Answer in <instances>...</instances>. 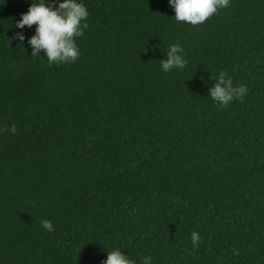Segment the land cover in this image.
Here are the masks:
<instances>
[{"label":"trees","instance_id":"obj_1","mask_svg":"<svg viewBox=\"0 0 264 264\" xmlns=\"http://www.w3.org/2000/svg\"><path fill=\"white\" fill-rule=\"evenodd\" d=\"M32 2L0 0V128H17L0 133V264H102L114 249L264 264V0L195 26L168 0H76L79 58L51 66L31 56L37 26L15 27ZM172 44L187 65L164 72ZM221 71L242 101L209 96Z\"/></svg>","mask_w":264,"mask_h":264},{"label":"clouds","instance_id":"obj_2","mask_svg":"<svg viewBox=\"0 0 264 264\" xmlns=\"http://www.w3.org/2000/svg\"><path fill=\"white\" fill-rule=\"evenodd\" d=\"M175 12L177 21H184L193 26L203 24L220 8L230 7V0H168ZM89 13L82 3L76 0H36L32 2L28 11L21 14V19L15 27L23 29L25 26L36 25L35 35L28 39L32 48L31 56L39 57L41 50L47 57L49 66L53 63H74L80 55L76 38L83 36L84 30L89 27L86 21ZM25 39L22 32L14 33L8 39ZM162 71L169 72L173 68L183 69L187 65L184 59L183 48L179 44H172L167 51L166 58L159 61ZM215 84L209 89V96L220 107H227L234 99L243 100L248 89L245 85L234 87L232 79L227 73L221 71L214 79ZM17 132L16 125L0 128V133ZM41 226L49 231H54L51 220H42ZM200 235L193 231L191 241L193 249L200 243ZM102 264H135L120 249L107 253V259ZM143 264H152L150 256L143 258Z\"/></svg>","mask_w":264,"mask_h":264}]
</instances>
